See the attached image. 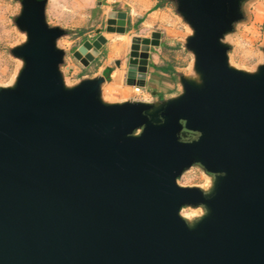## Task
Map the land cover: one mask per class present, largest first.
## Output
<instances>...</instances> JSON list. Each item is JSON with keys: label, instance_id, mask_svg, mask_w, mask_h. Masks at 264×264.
<instances>
[{"label": "water", "instance_id": "water-1", "mask_svg": "<svg viewBox=\"0 0 264 264\" xmlns=\"http://www.w3.org/2000/svg\"><path fill=\"white\" fill-rule=\"evenodd\" d=\"M171 1L192 66L149 100L105 98L100 73L69 84L49 0L20 1V65L0 85V264H264V57L238 68L225 40L246 0ZM126 25L108 12V32ZM159 38L133 37L128 85H145ZM106 43L73 55L88 65ZM194 165L206 188L178 183Z\"/></svg>", "mask_w": 264, "mask_h": 264}, {"label": "rangeland", "instance_id": "rangeland-1", "mask_svg": "<svg viewBox=\"0 0 264 264\" xmlns=\"http://www.w3.org/2000/svg\"><path fill=\"white\" fill-rule=\"evenodd\" d=\"M20 1L0 0L1 86L11 83L20 65V61L10 53V48L24 39V34L15 25L21 8ZM137 1L153 3L150 7L139 10L138 15H144L145 18L148 17V11L155 3L163 2L164 6L158 10L155 20L149 24L134 25L138 16H134L131 23L132 17L127 15L130 23L126 25V32L121 34L106 30L108 12L112 10L130 12L132 9L130 0H49L46 9L48 22L51 25L61 26L65 31L58 39V45L66 51L62 69L69 84L92 76L100 64L98 60H93L90 64L84 65L74 57L73 53L84 41H93L99 34H104L111 50L109 58L128 63L133 37L138 35L152 39V33L159 32V45L150 47V56L156 71L150 88L151 97L148 99L158 98L159 95L169 96L179 91L178 73H188L193 61L192 54L184 47V39L190 33V29L176 13L171 0ZM243 11L244 19L235 25L234 31L226 35L225 40L231 46L230 62L238 68L252 71L264 57V0H246ZM107 52L108 48L105 49V54ZM159 66L172 67L173 72L160 71L157 69ZM122 77L123 73L120 69H116L112 78L106 72L108 84L103 86L105 98L122 100L133 95L135 98H142L134 94ZM209 182V176L198 165L186 170L178 179V183L182 186L206 188ZM181 212L190 217L199 214L201 210L186 206Z\"/></svg>", "mask_w": 264, "mask_h": 264}, {"label": "crops", "instance_id": "crops-1", "mask_svg": "<svg viewBox=\"0 0 264 264\" xmlns=\"http://www.w3.org/2000/svg\"><path fill=\"white\" fill-rule=\"evenodd\" d=\"M157 3H155L154 5H156ZM130 4L132 6L131 11L130 12L126 11V12H127V15H130L132 17V19H131V23H132L134 16H138L137 20L140 17H144V15H142V16L138 15L140 13L139 10H142L144 8H148L153 3H152V1L150 3H148V1L139 2L137 0H130ZM154 5H152V7ZM159 9L160 8H157V9L151 10V11L149 10L148 11V17L147 18L144 17L143 21L140 22V23H142V24H149L150 22L152 23L155 20L156 16L158 15V10ZM152 16H154V17H152ZM137 20H136V23H137ZM128 22L130 23V21L128 20V16H127V24H128ZM136 23H134V25ZM133 27H135V26H133ZM106 48H108L107 54H105V49ZM110 53H111V50L109 49V43H106L103 46V48L100 50V53H99L98 57H96V59H94V61L98 60L100 62V64H98L96 70L92 73V75L100 73V74H102V75H104L106 77V72H108L109 77L112 78V75L115 73L116 69H120L122 71V73H123V77L122 78L124 79V74H125V71H126L127 63L126 62H120V66H118L117 65V61H120V60H117V59H114V58H112V59L109 58ZM150 55H151V53L149 54V64H148V71H147V76H146V83H145V85L143 86V89H142L143 93H145L147 95V97H145V98H150L151 97V91H150L151 89L150 88H151L152 81L154 79V72L156 71L155 70V66L152 64V58H151ZM105 84H108L107 80H106ZM130 98H135V96L133 95Z\"/></svg>", "mask_w": 264, "mask_h": 264}, {"label": "trees", "instance_id": "trees-1", "mask_svg": "<svg viewBox=\"0 0 264 264\" xmlns=\"http://www.w3.org/2000/svg\"><path fill=\"white\" fill-rule=\"evenodd\" d=\"M164 6V3L163 2H158L156 5H154L151 9V10H155L157 8H162ZM143 18L144 17H140L138 20H137V23H140L143 21ZM136 23V24H137ZM157 69H159L160 71H163V72H166V73H169V72H173V68L172 67H166V66H159L157 67ZM159 98L163 97L162 95H159L158 96Z\"/></svg>", "mask_w": 264, "mask_h": 264}, {"label": "built area", "instance_id": "built-area-1", "mask_svg": "<svg viewBox=\"0 0 264 264\" xmlns=\"http://www.w3.org/2000/svg\"><path fill=\"white\" fill-rule=\"evenodd\" d=\"M128 85V84H126ZM132 88V90L134 91V94L137 96V97H142L143 96V86H141L140 84H132V85H128Z\"/></svg>", "mask_w": 264, "mask_h": 264}, {"label": "bare ground", "instance_id": "bare-ground-1", "mask_svg": "<svg viewBox=\"0 0 264 264\" xmlns=\"http://www.w3.org/2000/svg\"><path fill=\"white\" fill-rule=\"evenodd\" d=\"M122 38V37H121ZM111 91H112V89H111ZM145 97H147L146 96V94L145 93H143V96H142V98L141 99H146V100H149L148 98H145Z\"/></svg>", "mask_w": 264, "mask_h": 264}]
</instances>
